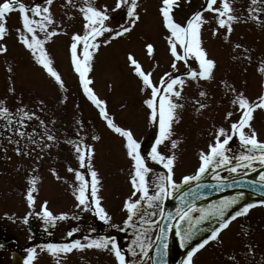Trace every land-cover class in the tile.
<instances>
[{"label":"snow or ice","instance_id":"1","mask_svg":"<svg viewBox=\"0 0 264 264\" xmlns=\"http://www.w3.org/2000/svg\"><path fill=\"white\" fill-rule=\"evenodd\" d=\"M65 2L76 8L82 18V28L71 33L69 44L70 62L78 75L80 88L87 100L98 110V115L106 127L122 138L125 154L129 158L128 179L131 191L122 201L126 216L122 220L124 227H121V231H133L130 243L126 249H122L113 236L85 235L75 238L74 234L80 229L74 226L66 233L71 238L69 240L49 241L28 247L23 264H35L39 254L44 252L54 258L55 264H62V259L69 254L90 249L109 253L113 264H167L168 237L172 231L179 238L180 247L187 249L181 264H195L194 257L199 250L210 242L222 243L220 235L229 228L231 221L245 216L256 205L264 206V199L241 203L247 195L245 191H236L233 195L224 196L207 205L196 203L200 198L209 195L210 191L219 192L223 188L246 187L252 193L264 194V170L259 171L258 181L246 179L249 172H255L258 167L264 169V140L259 138L252 124L254 112L257 109L264 110V92L255 100H250L227 81H219L224 94L231 96V110L225 111L223 123L219 126L213 125L210 142L198 151V167L195 171L177 180V156L174 150L179 140L173 139V136L174 124L180 120L179 110L184 108L180 101L184 100V91L190 81L197 82L200 88L198 96L207 99L208 93L200 82H211L215 79L217 61L209 56L204 47V26L214 24L211 28L212 36L220 35L228 41L234 23L255 21L264 24V0H249V6L243 12H238L234 7V0H204L201 8L191 12L182 21H177L174 15L175 9L179 7L178 0H160L158 13L162 27L167 32V50L171 57L169 70L164 71L154 81V69L146 70L132 52H128L126 57L131 71L141 83L140 92L147 95L142 103L147 108L148 120L158 126L151 150L146 155L142 154L141 144L131 128L118 124L109 113L107 101L95 92L90 76L94 57L99 49L129 34L141 20L140 0H115L114 7L100 3V0ZM53 9L54 0H31V3H25L24 0H0V54L8 53L7 37L11 33L7 21L9 15L17 11L19 23L14 28L16 41L29 52L34 63L42 67L59 90L67 91L65 81L54 66V60L46 46L57 35L68 34L67 22L63 17H58ZM118 10L122 13V18L113 25L110 21ZM205 13L211 15L206 16ZM65 16L74 18L70 12H65ZM234 47L239 49L241 45L235 44ZM144 48L147 55L154 58V44L146 41ZM245 58L251 60V56ZM179 64L183 66L182 71ZM8 71L11 72L12 68L9 67ZM258 71L264 74V59L260 61ZM8 93L15 97L12 105L8 104L7 96L0 98V132L7 133V142L15 145L17 155H31L37 148L41 151L49 149L57 137L49 130L48 124L36 111L28 108L22 96H16L14 87H9ZM35 103L42 112L44 101L40 99ZM195 104L198 105V111L208 107L200 99H196ZM33 120L39 121L43 132L38 133L36 128H32L31 132L26 131ZM77 125L75 138L66 141L72 146L79 164V168L68 167L77 182L73 188L76 201L74 208L80 213L91 212L99 221L116 228L118 225L111 223L112 216L100 195L101 179L92 163L95 149L85 142L88 133L81 134L85 127L83 121H77ZM91 139L99 141L101 137L92 135ZM23 141L27 143L21 146ZM233 141H238V151L232 148ZM148 160L162 165L164 171L155 172L149 167ZM80 168L87 169L90 180L86 179ZM52 171L55 173V169ZM222 172L227 174L221 175ZM209 177L214 183H206ZM38 179L39 177L32 175L28 180L25 198L29 211L22 217L25 224L33 214L43 220L45 228L55 226L58 221L80 219L79 214L69 211L54 213L47 200L36 211L34 193L38 190ZM167 198H175L177 201L174 211L165 210ZM4 215L10 219L15 217V214ZM205 222H211L213 226L210 229L201 227ZM87 231L93 233L96 229L90 227ZM202 232L204 235L198 237ZM246 248L247 253L254 254L251 245ZM229 259L232 264H238L236 256Z\"/></svg>","mask_w":264,"mask_h":264},{"label":"rangeland","instance_id":"2","mask_svg":"<svg viewBox=\"0 0 264 264\" xmlns=\"http://www.w3.org/2000/svg\"><path fill=\"white\" fill-rule=\"evenodd\" d=\"M24 2L31 3V0ZM178 2L179 7L174 11L177 21H182L191 12L204 5V0H178ZM100 3L114 7L115 0H100ZM159 3L160 0H140L141 20L129 34L99 49L94 57L93 71L90 73L93 81L91 86L107 101L108 111L115 117L116 122L131 128L143 147L144 155L151 150L158 126L148 120L147 108L142 103L147 95L140 92L141 83L131 71L126 57L128 52H132L146 70L154 69V81L163 75L164 71L169 70L171 57L167 50V32L162 27L158 13ZM248 6L249 0H234V7L238 12H243ZM53 10L58 17H63L67 22L68 34L57 35L46 46L54 60V66L65 81L67 91L59 90L42 67L34 63L29 52L16 41L14 28L19 23L17 11H13L7 21L11 33L7 37L8 53L0 54V98L7 96L8 104L12 105L15 97L8 93V88L14 87L16 96H22L28 108L36 111L57 137L56 142L49 149L41 151L37 148L36 151L31 152V155H17L14 150L15 145L8 143L5 138L7 133L0 132V245H3L0 247V264H8L5 257H2L4 253L7 254L9 250L13 251L18 246L20 248L28 243V240L25 241L24 236L20 235L26 232L22 217L29 211L25 193L29 177L32 175L39 177L38 190L34 193L36 211L39 210L40 204L47 200L49 208L54 213L61 211L80 213L74 208L76 201L73 188L77 182L74 173L68 171L69 166L79 168V164L72 146L66 142L70 138H75L77 121H83L85 127L81 134L88 133L85 142L95 149L92 163L101 179L100 195L103 196V203L112 216L111 223L118 225L115 229L117 232L124 227L122 220L126 213L122 209V201L131 191L128 179L129 158L125 154L122 138L106 127L105 122L98 115V110L84 96L78 75L71 65L70 36L72 32L81 30L82 18L77 9L66 4L65 0H54ZM65 12L72 13L74 18L65 16ZM205 15L211 14L205 13ZM121 18L122 13L118 10L113 14L110 23L115 25L121 21ZM214 26V24L205 25L203 29L204 47L209 56L217 61L215 79L211 82H200L207 91L208 97L200 98L197 82L190 81L184 91V100L180 101L184 104V108L179 110L180 120L174 124L173 139L179 140L174 150L177 156L175 166L177 180L195 171L198 167V151L210 142L213 125L219 126L223 123L225 111L231 110L229 103L231 96L224 94L219 81H227L250 100H255L261 92H264V74L258 71L260 61L264 59V24L255 21L234 23L228 41L220 35L212 36L211 28ZM146 41L154 44V58L146 53L144 48ZM235 44H240L241 48H235ZM245 49L248 51L245 52ZM246 56H251V60L246 59ZM179 66L182 71V64ZM193 66L195 67L194 63ZM9 67L12 68L11 72L8 71ZM64 97L67 99L65 100ZM40 99L44 101L42 112L35 103ZM196 99H200L208 107L198 111ZM252 124L259 138L264 140V110L257 109L254 112ZM30 125L26 129L28 132H31L32 128H36L38 133L44 131L37 120L31 121ZM92 135H99L101 139L94 141L91 139ZM24 143L27 141H23L21 146ZM231 146L239 150L238 141H233ZM147 163L155 172L161 171L159 167L162 165L151 160ZM80 171L90 180L86 168H80ZM226 174L221 173V175ZM5 213L8 216L15 214V217L10 219L4 215ZM81 216L83 219V215ZM96 222L99 220L97 219ZM41 223L44 224L40 222L41 227L46 229ZM74 223L80 225L81 220L68 219L58 221L56 224L60 225V229L64 227L69 229ZM230 225L220 235L222 243H213L216 252L221 254L218 263L232 264L229 256L233 255L236 256L238 264H254L239 261L247 254L251 259L254 256L260 257L264 264V206L250 209L248 214L236 218ZM48 228H51V225ZM107 228L111 229L108 225ZM98 231L100 230L95 232ZM132 231L125 229L121 232L132 236ZM14 239L18 240V244H14ZM177 239L179 241L178 237ZM247 245L252 246L254 254L247 253ZM86 251L89 257L100 253V250L96 249ZM108 255L106 254V259L110 261ZM256 260L258 261V258ZM46 261L48 263L49 260L40 253L38 263L45 264Z\"/></svg>","mask_w":264,"mask_h":264},{"label":"flooded vegetation","instance_id":"3","mask_svg":"<svg viewBox=\"0 0 264 264\" xmlns=\"http://www.w3.org/2000/svg\"><path fill=\"white\" fill-rule=\"evenodd\" d=\"M256 207V206H255ZM80 216L81 223L80 225H76V223L73 224V226H69V229L64 227L63 229H60V225L51 226V228L43 229L40 222H43V220L37 216L33 217L34 215H31L29 217L28 223L24 224V232L25 234H22L20 236H24V240L28 243L26 246H18L17 249L9 250L8 253H4L2 257L4 256L7 260L8 264H23V258L27 254L26 250L28 247H34L36 245H39L41 243L45 242H64L66 240H69L71 238L66 236L67 231L71 229V227L78 226L80 231L76 234H74L75 238H81L85 235H108L113 236L116 238L118 243L121 245L122 249H126L127 244L131 241V235L123 234L121 231L117 232L116 228H107V224H105L102 221L96 222L98 218H96L91 212H83V214L77 213ZM83 215V219L82 216ZM33 218V219H32ZM79 220V219H78ZM232 222V221H231ZM44 223V222H43ZM42 224V223H41ZM44 225V224H42ZM94 226L96 230H100L98 232L89 233L87 230L88 228H92ZM231 226V225H230ZM105 227V228H104ZM40 228V230H39ZM29 236L32 238L29 239ZM13 241V239L11 240ZM14 244H18V240L14 239ZM214 242H210L209 245H206L203 249L199 250L198 253L195 255V264H220L218 261L221 260V254L217 253L215 249V245H213ZM7 252V251H6ZM106 254H109L104 251H100L99 255H94L89 257L87 254V251L84 250L82 252H73L72 254H69L67 257L62 259V264H113V258L109 254L108 257L110 261H107ZM43 256L47 258L48 263L46 261L45 264H55L54 258H52L49 254L46 252L43 253ZM233 255H230L231 257ZM240 256V255H239ZM241 257V256H240ZM40 258V254L39 257ZM129 258H131L129 256ZM258 258V261L256 260ZM253 260V261H250ZM52 261V262H51ZM243 263H251L254 264H263L262 259L258 256H254L253 259L249 258L247 254H245L244 258L239 260ZM35 264L38 263V259L35 261ZM146 264H149V262H146Z\"/></svg>","mask_w":264,"mask_h":264},{"label":"water","instance_id":"4","mask_svg":"<svg viewBox=\"0 0 264 264\" xmlns=\"http://www.w3.org/2000/svg\"><path fill=\"white\" fill-rule=\"evenodd\" d=\"M150 167V166H149ZM264 170L262 168H257L255 172H249L247 174L246 179L248 181H258V174L259 171ZM206 183H214V181H212L211 177H209L206 180ZM206 191H210L207 190ZM236 191H245L247 193V195L245 196L244 200L241 202H254L258 199H264V194H261L259 192L256 193H252L249 189H247L246 187H238V188H223L221 191L216 192V191H210V194L207 195L206 197H202L199 200L196 201V203L198 205L203 204V205H207L209 202L214 201V200H218L224 196H230L233 195ZM177 201L175 200V198H167L165 200V210H175V206H176ZM204 234H201L200 236H203ZM199 237V236H198ZM168 243H169V248H168V255L166 257L167 260V264H181L182 260L184 259V257L186 256V248H181L179 241L177 239V237L174 234V231L169 233V237H168ZM154 254V252H153Z\"/></svg>","mask_w":264,"mask_h":264}]
</instances>
